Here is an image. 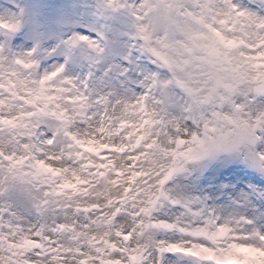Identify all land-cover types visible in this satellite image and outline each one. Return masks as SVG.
Listing matches in <instances>:
<instances>
[{
    "label": "snow or ice",
    "instance_id": "snow-or-ice-1",
    "mask_svg": "<svg viewBox=\"0 0 264 264\" xmlns=\"http://www.w3.org/2000/svg\"><path fill=\"white\" fill-rule=\"evenodd\" d=\"M59 4L0 0V264H264V0H97L87 15L112 23L76 25L59 38L65 60L45 70L39 53L47 32L87 7ZM121 9L137 20L156 9L155 25L184 39L179 48L166 40L153 46L152 33L137 26L171 76L140 69L143 79L130 81L136 87L125 103L138 119L121 117L112 127L105 109L100 126L81 138L69 129L75 118H88L91 89L66 64L82 45L102 53L106 34L121 31ZM115 67L118 77L130 71ZM113 96L121 99L112 91L97 100ZM225 105L230 111L217 110ZM180 119L202 122L203 130L165 148L158 137ZM65 134L78 151H47ZM156 152L168 163L140 168ZM65 158L79 170L58 166ZM193 174L192 183L179 182ZM101 185L124 190L104 206L79 199ZM163 204L175 210L172 218L156 216ZM129 210L133 222L123 229L118 223Z\"/></svg>",
    "mask_w": 264,
    "mask_h": 264
},
{
    "label": "clouds",
    "instance_id": "clouds-1",
    "mask_svg": "<svg viewBox=\"0 0 264 264\" xmlns=\"http://www.w3.org/2000/svg\"><path fill=\"white\" fill-rule=\"evenodd\" d=\"M72 0H60L58 7L68 5ZM81 3L87 5L86 8L80 9L82 15L75 20L66 22L61 25H53V27L47 32L45 38L41 43V52L39 53L40 65L45 68V70L53 68L57 63L63 62L65 57L64 47L60 44V37L63 35L67 36L68 33L74 32L77 30L76 25L83 24L85 26L91 25L93 27L100 28L101 25L111 24L110 20H94L87 13L96 11L97 0H80ZM127 2V0H125ZM135 0H132L134 3ZM250 2V0H249ZM257 7L256 5H252ZM156 15V9H153L147 16H144L143 19L137 20L128 12L127 9L120 10V19L122 21V27L120 33L108 32L106 34L105 48L102 53L91 52L87 49L86 46H81L74 50V58L71 62L66 64V72L69 75H75L77 77L87 80V83L90 86L91 91H89V107L87 108L88 118L77 117L74 119V122L69 129L71 134H76L79 137L83 138L91 135L97 127L101 124L100 114L107 109L109 114L114 117L112 120V127H115L118 118L124 117L129 120L135 121L138 119V116L134 111L129 107L125 108V103L130 102L134 92L127 91L128 89H133L136 87L134 83L130 81L142 80V74L140 69H151L158 71L160 74V79H168L171 76V73L168 71L167 67L159 62L153 60L151 55L146 50V45L143 41L139 39L138 33L136 32L137 26H144L152 33L153 46H159L156 44L157 40H166L173 44L174 48H179V42L184 39L183 35L180 33H172L171 31L163 30L157 27L154 23V17ZM30 42V41H29ZM91 55L96 58L97 63L92 65L89 62L88 56ZM124 57H128V60H131V63H128V60H125ZM117 64H123L130 69L122 77H118V69L115 67ZM39 68L33 70V76H36ZM91 73V78L88 77V74ZM105 81H110L112 84L111 88L103 87ZM123 81V84L121 83ZM115 91L121 97L119 101L115 96L111 97L107 103L97 100V97L101 96V93H108ZM174 92L175 95L180 97V103H185L189 98L185 97L184 94L178 89H170ZM69 111H73V105H66ZM156 107V106H153ZM203 110L205 112H210L213 108L211 103L203 105ZM220 111H230V107L225 105L223 108H219ZM176 117H181V113L177 109L171 110ZM105 124L108 121H104ZM203 130V123L196 121H188L185 119L179 120V126L177 127V122L174 120L167 126L166 132L158 137L159 144L163 145L165 148L171 147L169 141L177 138L178 136L189 137L193 132H201ZM98 135V134H97ZM113 143L122 142V137L113 136ZM124 143H130L128 141H123ZM47 151L52 152L53 154L60 153H69L78 151L76 146L73 144L71 137L68 134L61 135L56 137V143L50 148H47ZM223 159V158H221ZM153 162L160 165H165L168 163V159L163 156V153L156 152L153 153L147 160L141 161L140 168L144 171H148L152 167ZM127 159H123L121 164L127 165ZM67 165L74 170H79V165L74 159L65 158L62 162H59L58 166ZM187 167L191 168L193 165L188 164ZM126 175H131V173H126ZM194 175L189 179L185 180L180 178L179 182L182 184H190L194 179ZM173 185H169L172 187ZM123 186L116 188L110 185H101L100 187H94L92 192L89 193L86 200L83 197L79 198L83 200V203L88 206L99 203L101 206H104L105 199L108 196H111L113 199L119 197L123 192ZM174 209L170 208L167 204H163L156 211V216L160 218H172L174 214ZM131 210L129 213L122 215L118 223V226L127 229L131 226L132 218L130 216ZM53 217H49L52 219ZM70 218V217H69ZM164 235L163 233H158L157 237Z\"/></svg>",
    "mask_w": 264,
    "mask_h": 264
}]
</instances>
